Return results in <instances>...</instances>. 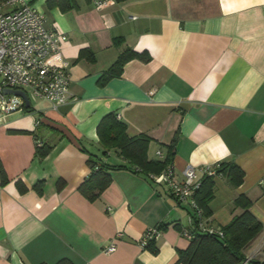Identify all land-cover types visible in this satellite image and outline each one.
I'll use <instances>...</instances> for the list:
<instances>
[{
    "label": "crops",
    "instance_id": "0c3cea01",
    "mask_svg": "<svg viewBox=\"0 0 264 264\" xmlns=\"http://www.w3.org/2000/svg\"><path fill=\"white\" fill-rule=\"evenodd\" d=\"M27 1L65 37L72 100L54 109L23 90L26 108L0 86L7 100L0 110V264H180L178 253L190 244L182 231H191L195 213L118 150L103 156L98 127L110 114L130 137L149 136L148 159L172 166L180 181L188 166L202 181L206 167L238 165L243 183L216 177L205 218L225 227L244 212L235 200L245 196L264 225V0H106L102 7L103 0H74L68 11ZM127 50L148 60L132 59L100 84ZM37 139L52 146L42 161ZM90 154L128 165L110 172L94 201L80 191ZM60 179L66 186L58 191ZM161 226L156 250L142 248L146 231ZM118 233L117 250L105 253ZM246 255L263 259L264 230Z\"/></svg>",
    "mask_w": 264,
    "mask_h": 264
},
{
    "label": "trees",
    "instance_id": "16d2710c",
    "mask_svg": "<svg viewBox=\"0 0 264 264\" xmlns=\"http://www.w3.org/2000/svg\"><path fill=\"white\" fill-rule=\"evenodd\" d=\"M115 1L122 3L127 0ZM48 5L51 8L60 7L62 11H68L74 8L75 2L74 0H50ZM84 56H88L87 51L82 52L80 58H84ZM144 56L145 54L136 53L132 50L123 52L115 64L102 76L100 84L103 85L111 78L119 77L125 64L130 60L135 58L148 60ZM98 136L103 148V156H107L110 150L116 149L129 162V165L138 167L146 174H160L165 169L166 163L148 159V148L152 139L145 134L130 137L127 134L126 124L119 121L114 114H110L102 120L98 127ZM38 142H41V145ZM36 144V157L39 161H42L48 156L52 146L43 144L39 139H37ZM88 166L91 169V174L81 185L80 191L90 201L96 200L110 185V172L128 167V165L124 164H106L101 157L94 154H90ZM218 176L226 177L237 188L243 183L245 174L235 163H224L219 165L215 177L205 175L196 195L197 204L203 211L204 217L211 215L209 204L215 195L216 185L214 179ZM65 186V180L60 179L57 181L56 188L58 191L63 190ZM42 187V182L35 186L40 194L43 191ZM235 205L242 207L244 212L235 216L228 225L221 228L224 234L223 237L209 235L200 231L198 229V221L194 216L195 222L191 228L194 238L190 241L187 249L179 251L180 264H264V257L263 259L254 258L249 260L246 255V250L250 244L263 232L264 225L250 211L252 202L245 196H239L235 200ZM163 228L161 226L157 229L160 231ZM154 243L155 239L151 240L146 249L155 251ZM56 264L74 263L69 259H62Z\"/></svg>",
    "mask_w": 264,
    "mask_h": 264
},
{
    "label": "built area",
    "instance_id": "2783aa9c",
    "mask_svg": "<svg viewBox=\"0 0 264 264\" xmlns=\"http://www.w3.org/2000/svg\"><path fill=\"white\" fill-rule=\"evenodd\" d=\"M100 1L98 6L106 4ZM65 37L57 34L46 25V16L27 0H0V86L2 89L28 90L34 100L44 99L54 109L67 105L70 93V63L61 50V41ZM0 110L7 111V100L0 93ZM41 145V142H38ZM161 155V152H158ZM205 175L215 177L217 169L206 167ZM157 184H165L172 196L181 204H188L195 213L198 229L209 235L223 237L221 228L210 226L197 204L196 195L202 181L196 169L188 166L183 172V179L178 180L172 166L166 167L160 174L150 175ZM105 253L117 250L115 240ZM160 236L157 228L149 229L139 241L146 248L151 240ZM182 236L191 241L194 236L190 230L182 231Z\"/></svg>",
    "mask_w": 264,
    "mask_h": 264
},
{
    "label": "water",
    "instance_id": "95a60500",
    "mask_svg": "<svg viewBox=\"0 0 264 264\" xmlns=\"http://www.w3.org/2000/svg\"><path fill=\"white\" fill-rule=\"evenodd\" d=\"M4 93L22 98L25 101L26 108H30V99L28 98L25 91L6 88Z\"/></svg>",
    "mask_w": 264,
    "mask_h": 264
},
{
    "label": "rangeland",
    "instance_id": "374dc122",
    "mask_svg": "<svg viewBox=\"0 0 264 264\" xmlns=\"http://www.w3.org/2000/svg\"><path fill=\"white\" fill-rule=\"evenodd\" d=\"M10 99H12V100H13V99H14V97H12V96H11V97H10Z\"/></svg>",
    "mask_w": 264,
    "mask_h": 264
}]
</instances>
